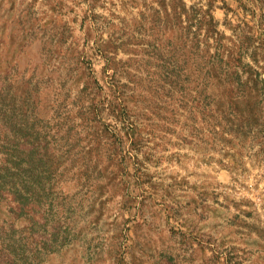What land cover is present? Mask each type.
<instances>
[{"label": "rangeland", "instance_id": "obj_1", "mask_svg": "<svg viewBox=\"0 0 264 264\" xmlns=\"http://www.w3.org/2000/svg\"><path fill=\"white\" fill-rule=\"evenodd\" d=\"M0 264H264V0H0Z\"/></svg>", "mask_w": 264, "mask_h": 264}]
</instances>
